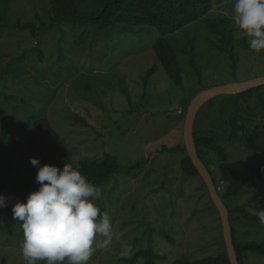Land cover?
<instances>
[{
	"label": "rangeland",
	"instance_id": "374dc122",
	"mask_svg": "<svg viewBox=\"0 0 264 264\" xmlns=\"http://www.w3.org/2000/svg\"><path fill=\"white\" fill-rule=\"evenodd\" d=\"M50 1L11 0L9 24L0 35V128L7 122H19L29 113L42 112L64 139L75 163L106 152L117 157L121 171L97 187L99 198L95 201L112 218V238L107 247L94 246L88 264H144L141 258L134 263L126 258L149 247L165 255L157 264H171L183 256L197 260L217 255L224 247L217 208L201 188L202 180L184 174L181 153L163 152L162 147L184 143L188 99L212 86L263 76L264 51H252L236 26V36L246 39L238 43L236 60H231L227 53L208 44L214 36L201 22L191 23L167 36L182 48H189L192 40L197 43L195 63L200 73L187 54H180L184 78L181 84H175L153 50L152 44L160 36L156 27L136 26L144 31L126 36L91 26L85 31L87 37L81 39L72 25L50 27L40 31L38 37L15 25L17 19L37 25L41 20L47 22ZM207 16L228 17L234 24L232 0H213ZM153 64L158 68L145 88L143 77ZM222 96L216 100L226 99ZM250 102L249 108L257 112V97H250ZM220 106H203L196 119L202 131L216 127L212 133L216 139L223 134L224 126ZM180 107L182 114L178 113ZM249 113L244 111L245 115ZM261 130L235 141L225 136L219 139L237 172L264 158ZM213 160L210 168L218 179L220 161L215 155ZM263 184L261 178L238 195L226 197L224 203L229 208L245 205L256 213V209L264 208V198L255 202L250 198ZM23 189L13 179L7 187L18 196L22 192L23 198L34 191L32 187ZM226 189L224 184L220 194ZM232 225L238 241L264 243V224L259 220L245 219L239 213L232 217ZM17 233L20 236H15ZM9 235L14 243L23 242L20 223L14 234L0 228V264L3 260L5 264H25L20 246L2 244ZM97 239L102 243L104 237ZM244 257L246 264H264V253L249 249Z\"/></svg>",
	"mask_w": 264,
	"mask_h": 264
},
{
	"label": "trees",
	"instance_id": "16d2710c",
	"mask_svg": "<svg viewBox=\"0 0 264 264\" xmlns=\"http://www.w3.org/2000/svg\"><path fill=\"white\" fill-rule=\"evenodd\" d=\"M10 3L11 0H0V35L2 30L9 24ZM212 9L213 0H51L47 22L41 20L40 24L37 25L33 21L21 22L17 19L15 25L19 29L29 30L36 37H38L40 31L42 32L50 27H60L59 25L62 24L72 25L73 29L79 30L76 33L81 39L87 37L85 31L91 26L96 27L98 30L117 31L126 36L136 35L138 31L143 30H137L136 26L147 29L156 27L160 36L152 44L155 55L173 83L181 84L184 78V64L180 59V54H187L193 68L200 73V68L195 63L197 43L192 40L189 43V48L178 47L167 34L175 33L191 23L201 22L202 27L207 28L210 34L214 36L213 39L208 40V44L227 53L231 60H236L238 43H242L246 39L245 37L238 38L236 36V25L228 17L210 18L207 16ZM139 36L141 35L139 34ZM157 68L158 65L153 64L147 69L143 77L145 88L149 85V80ZM234 71H236V67H234ZM262 88L261 85L237 94L217 95L205 104L210 107H214L216 103L221 105L219 110L220 115L224 117V126L223 134L219 139H223L225 136L226 139L235 141L240 136L250 134L252 131L259 130L263 132L261 130L264 129V91L261 90ZM254 92L256 93L254 94ZM221 96L226 99L217 101L216 99ZM249 96L257 97V112L254 107V109H250ZM190 100L186 101V107H188ZM244 101L247 102L245 108ZM244 111L250 113L245 115ZM83 122L85 123V121ZM199 127L200 123L195 121L194 137L198 155L210 171L215 186L220 179L225 181L227 189L223 194H220L223 202L226 197L238 195L244 187L264 178V172L261 171V169H264V158L239 173L229 164V152L223 143L212 136L216 127L206 132L200 130ZM228 128H230L229 132H227ZM249 128H252L250 132ZM162 151L181 153L180 165L184 174L202 180L201 188H203L204 193L206 192L205 194L210 199L212 207L216 209L205 182L187 154L184 143H179L173 147L164 145ZM214 155L220 161L219 171L221 176L218 179H215L210 168L214 163ZM34 157L40 159L41 166L50 164L62 168L65 163H71L85 174L96 187L106 183L115 173L121 171L117 157L107 152L95 157L80 158L75 163L64 139L55 130L50 119L42 112L38 114L35 112L29 113L19 122H7L2 129L0 128V195L6 197L8 207L0 208V220L3 219L0 221V228L7 229L8 234H14V229L19 223L8 218L12 217V205L18 201L26 202L27 197L23 198L22 192L20 196L11 193L7 190V187L13 179L19 186H24L23 190H29L30 187L34 190L39 188L35 179L38 168L30 163V160ZM262 198H264V184L251 194L250 202ZM227 207L231 225L232 217L234 218V215L239 213L245 219L259 220L256 213L249 211L245 205ZM232 233L240 264H246L244 257L246 250L251 249L264 253V243L238 241L235 237L233 225ZM15 236L18 237L20 234L17 233ZM2 244L7 246L18 245L20 247L22 245V243H14L11 240V235ZM223 246L222 251L217 255L197 260H191L183 256L174 259L171 264H231L225 240H223ZM140 258L144 264H157L158 259L165 258V255L163 256L153 247H149L138 250L132 257L126 259L130 263H134ZM2 264H5V260Z\"/></svg>",
	"mask_w": 264,
	"mask_h": 264
},
{
	"label": "clouds",
	"instance_id": "9594fccd",
	"mask_svg": "<svg viewBox=\"0 0 264 264\" xmlns=\"http://www.w3.org/2000/svg\"><path fill=\"white\" fill-rule=\"evenodd\" d=\"M232 2L234 24L245 34L249 48L264 51V0ZM30 163L38 168L39 188L28 194L26 202L12 205V219L23 230L25 264H88L94 246L107 247L112 238V218L95 202L96 185L71 163L62 168L41 166L35 157ZM7 207L6 197L0 195V208ZM256 215L264 224V208L256 209ZM97 237H104L103 242Z\"/></svg>",
	"mask_w": 264,
	"mask_h": 264
},
{
	"label": "water",
	"instance_id": "95a60500",
	"mask_svg": "<svg viewBox=\"0 0 264 264\" xmlns=\"http://www.w3.org/2000/svg\"><path fill=\"white\" fill-rule=\"evenodd\" d=\"M264 84V75L246 82H230L222 85L212 86L198 92L194 98L190 101L185 115L184 123V145L187 150V154L198 170L201 178L205 182L211 199L217 208L223 226V235L227 247L228 257L231 264H240L238 260L237 251L233 242L232 225L230 222V215L227 205L223 202L221 195L217 192L213 177L198 155L196 148V142L194 137V125L197 118V114L201 107L205 105L213 97L220 94H237L248 91L252 88L261 86Z\"/></svg>",
	"mask_w": 264,
	"mask_h": 264
},
{
	"label": "built area",
	"instance_id": "2783aa9c",
	"mask_svg": "<svg viewBox=\"0 0 264 264\" xmlns=\"http://www.w3.org/2000/svg\"><path fill=\"white\" fill-rule=\"evenodd\" d=\"M182 110L183 109L180 107L178 109V113L181 114L182 113ZM224 184H225V181L222 180V179H220L219 182H218V184L216 185V190H217L218 193L223 192V190H224Z\"/></svg>",
	"mask_w": 264,
	"mask_h": 264
}]
</instances>
